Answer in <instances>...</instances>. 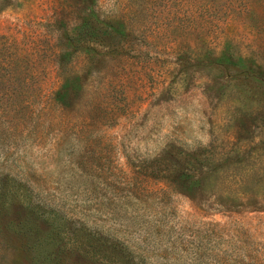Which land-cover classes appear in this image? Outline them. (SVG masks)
<instances>
[{
    "label": "rangeland",
    "instance_id": "1",
    "mask_svg": "<svg viewBox=\"0 0 264 264\" xmlns=\"http://www.w3.org/2000/svg\"><path fill=\"white\" fill-rule=\"evenodd\" d=\"M263 2L0 10V264H264Z\"/></svg>",
    "mask_w": 264,
    "mask_h": 264
},
{
    "label": "trees",
    "instance_id": "2",
    "mask_svg": "<svg viewBox=\"0 0 264 264\" xmlns=\"http://www.w3.org/2000/svg\"><path fill=\"white\" fill-rule=\"evenodd\" d=\"M0 3H1L0 4V10H2L4 8H14V0H1ZM231 20L232 19L230 18V20H228L227 22H230ZM120 25H121V30H123L124 25L122 23ZM110 27L113 29L114 25L112 26V24H110L109 22H107L105 20H100L97 16L88 15L83 19L82 23L79 26H77L74 30L77 31L78 36H82L86 39V38H94V37H99V36L108 34L110 29H111ZM0 38H1V36H0ZM10 38L12 39V42H14V37H10ZM7 39H8V37H7ZM6 41H8V40H6ZM229 42L224 46V48L221 51V54L218 56L214 55L212 50L211 51L209 50V55H208L209 59L211 61H215V62H221V61L226 62V63L232 64L234 66H238V67H246L244 65V62H243V55L239 54V53H235L234 51H232L230 49L232 47L231 46L232 44H229ZM12 46L7 47L5 49H2V47L0 45V51L12 54V52H13V50H11L13 48ZM9 56H12V55H8V57ZM77 79L78 78L75 77L73 79L66 80V82L62 85V88H61L62 90L61 89L58 90L57 93H59V94L61 92L63 93L64 92L63 90L69 84L76 82ZM68 91L69 90H66L65 92H68Z\"/></svg>",
    "mask_w": 264,
    "mask_h": 264
}]
</instances>
